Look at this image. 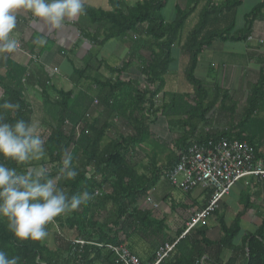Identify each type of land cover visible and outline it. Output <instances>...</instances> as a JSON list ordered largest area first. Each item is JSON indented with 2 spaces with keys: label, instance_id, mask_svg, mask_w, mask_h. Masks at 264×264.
I'll use <instances>...</instances> for the list:
<instances>
[{
  "label": "trees",
  "instance_id": "obj_1",
  "mask_svg": "<svg viewBox=\"0 0 264 264\" xmlns=\"http://www.w3.org/2000/svg\"><path fill=\"white\" fill-rule=\"evenodd\" d=\"M168 1L145 0L128 8L125 12L120 11L115 3H111L109 12H95L85 7V16L90 22L104 23L110 27L101 40L87 38L96 47H102L109 40L124 37L136 31L137 27L146 25L143 38L131 43L132 52L130 51L128 57V60L140 61L138 72L144 84L141 86L135 82L121 80V75L127 67L126 63L120 69L107 68L105 65L111 74H116L114 80L87 79L86 69L77 70L75 75L79 81L72 84L73 89H77L79 82L83 79L92 81L87 89L80 88L78 94L81 98L87 99L88 89L91 86L100 91L97 96L90 98L86 105L82 104V113L79 114L74 112L73 90L67 93L61 90L56 91L57 99L52 101L58 108L56 122L42 135L45 139L47 159L39 163L48 166L50 176L54 178L65 150L72 152L78 175L73 180H62L60 184L69 195L88 191L92 198L77 210L57 217L54 225L58 229L74 231L77 239L80 238L94 245H65L60 237L55 236L58 249L53 252L41 241L17 240L8 230L7 221L0 220V250H4L9 257L18 256L19 264H94L98 258H104L102 252L111 259L110 264H119L113 254L104 247L100 248L96 245L123 247L133 254L131 248L126 245L132 234H142L147 237L153 235L156 226L160 227L161 223H152V219L149 218L150 212L138 211L134 205L138 198L147 196L156 187L163 173L152 166L153 174L149 178L139 175L134 158L137 155L138 146L153 137L149 125L155 122L158 116L171 118L175 114L174 109L181 114L182 118L178 124L185 130L181 137V144L185 143L186 146L179 152L186 150L192 143L206 146L208 142H216L220 139H236L247 142L253 148L255 158L262 159L264 162V156L259 154L254 139L248 135L244 136L241 130L252 115L264 107V72H261L257 84L250 89L243 110L236 112L237 103H232L228 110L231 124H234L235 118L238 117L236 128L233 127V131L204 135L197 134L199 125L206 123L207 115L215 107L219 106L221 111L225 110V103L229 97L217 86L210 94L204 83L195 76L200 55L215 41L225 43L241 42L247 39L253 22L264 7V2L255 6L244 16L243 30L235 33L233 30L236 11L244 0H225L217 5L213 0H207L201 7V11L197 13V23L182 39L185 22L197 11L200 0H192V4L185 9L176 5L172 22L166 23L162 11ZM174 47H177L181 55L186 58L183 75L190 92L183 95L165 92V77L172 61ZM138 51L142 52L139 54ZM100 66L102 64H99ZM28 74L26 69L11 62L0 66V104L10 101L20 105L18 111L0 110L3 111L4 119L8 123H15L17 119L32 123L34 111L26 97L27 80L30 78ZM39 89L41 95L47 100L49 97L47 91L54 88L45 83H39ZM119 91H126L125 95L130 100L126 109L123 106L125 99L117 98L115 95ZM160 95L161 105L156 106V99ZM166 97H169V102L165 101ZM91 107L101 108L107 113L106 119L101 121L100 116L93 120L89 113ZM86 115L89 116L86 117ZM65 121L68 125H65ZM168 121L171 125L170 120ZM117 122L127 126L130 130L129 134L117 136V138L115 134L113 137L110 131ZM77 123L84 129L76 135L74 127ZM235 130L238 131L235 132ZM2 162L21 172L27 170L25 166L17 165L13 161ZM176 162L177 156L168 159L167 165L171 164V166L165 171ZM96 191L100 193V196L94 194ZM106 206H109V209L103 210ZM97 211L106 212L102 221H100L101 213L96 214ZM239 222L240 219H237L233 225L227 227L222 218L218 219L222 234L219 246L221 249L230 251L233 257L227 262L217 260L213 264H264V222L254 233L242 238L241 246L235 247L232 244L240 234ZM127 224L130 234L124 233L127 231ZM186 239L178 246V253H181L182 248L187 245ZM212 245L205 237V231L196 229V245L193 246L196 260L203 256L207 248ZM181 257L171 261L170 264H183ZM238 257H242L243 261L240 262ZM183 258L186 260L188 255H183Z\"/></svg>",
  "mask_w": 264,
  "mask_h": 264
},
{
  "label": "crops",
  "instance_id": "obj_2",
  "mask_svg": "<svg viewBox=\"0 0 264 264\" xmlns=\"http://www.w3.org/2000/svg\"><path fill=\"white\" fill-rule=\"evenodd\" d=\"M143 1L145 0H85V7L95 12H109L111 11V3H115L120 11L125 12L128 8L133 7L137 3H142ZM206 1L207 0H200V6L195 12L196 14L201 11V7ZM224 1L225 0H213L215 5L222 4ZM262 2H264V0L243 1L242 5L236 11L233 32L236 33L237 31L243 30L245 25L244 16ZM174 4L175 6L178 5L180 8L184 7L185 9L188 5L192 4V0H174ZM167 5L162 13L166 11ZM245 5H248V11L239 16V10ZM15 14L17 16V27L11 35L14 39L19 41V48L14 53L0 54L2 60V65L0 66H4L11 62L29 72L30 78L27 80L28 87H26V95L30 92H40L39 83H45L47 86H52L56 90L67 91L65 89H67L68 86H72L73 83L79 81L75 72L80 69H86L85 77L87 79L114 80L116 74H111L107 68L120 69L122 65L126 63V70L121 75L122 81L136 82L137 76H141L138 72L140 61L136 59L128 60V57L131 51V43L136 42L139 38H143L146 25L137 27L136 31L130 32L124 37L111 39L102 47H96L87 38L101 40L110 28L109 25L104 23L93 24L87 16L82 15L74 21L66 22L64 27L59 30H51L45 22L33 17L31 13L24 9H19ZM166 15L167 14L163 15L164 21L166 23H168L167 19L172 21L175 15V9L170 12L167 19ZM248 38H251V40H247ZM247 39L241 42L224 43L215 41L208 50L204 51V53L208 55L207 60L209 61L204 64L202 69H200L198 61L195 70V75L196 73L200 74L199 78L196 76L197 79L201 80L203 83L207 78L211 79L214 87L217 86L229 97V100L225 103V110H223V112L227 113L225 114L227 123L221 132H226L228 130L233 131V129L236 128L237 121L231 124L230 113L228 111L232 103H237L234 97H242V101L244 102L240 109L242 111L245 101L249 96L250 89L257 84L261 72H264V7L261 9L260 15L253 22ZM37 40H43L45 43L43 45H37L35 43ZM141 52L142 51H138L139 54ZM214 56H220V61H211ZM99 64H102V66L99 67ZM105 65H107V68ZM172 75L173 74L169 73L168 69L166 77L172 78ZM90 82L92 81L83 79L79 84H87L88 86ZM93 93L97 96L100 91L97 90ZM89 110L93 120L98 119L100 116L101 121L106 119L107 113L101 108L91 107ZM159 121H161L162 124H160ZM158 123L161 126H163V123L166 124L163 117L158 118ZM241 130L244 132V136L248 135L250 138L254 139V144L258 148L259 154L264 156V107L254 113L246 126H243ZM237 131L238 130H235V132ZM137 150L138 148L136 151ZM179 153L180 152L176 153L175 157ZM259 160L264 167L263 160ZM134 162L138 163L136 160ZM169 166H171V164L167 165V168ZM166 169L160 172L164 173ZM138 174L142 175L141 173ZM171 188L172 186L161 176L156 187L151 192L156 189V191H159V194H164V196L162 195L163 197L167 196L166 198H168L170 202L172 196ZM205 191L206 195H204V201H206V205L202 210L208 205L211 194L210 191ZM150 193H148V195H150ZM231 194L235 195L233 200L229 198ZM207 195H209L208 198ZM141 200V198L137 199L134 208L138 211H149V218L152 219V223L161 222L160 227L159 225L156 226V232L153 231L152 236L147 237L142 234H132L129 242L126 244L143 264H151L154 262L158 247L175 241H178L175 248L161 264H170L171 261L177 260V258L181 256L184 262L183 264H196V262L197 264H213V262L217 260L227 262L233 257V254L228 250L221 249L219 246L222 240V234L219 230L218 219L222 218L227 227L233 225L237 219H240V234L232 244L235 247L241 246L242 238L248 234L254 233L261 223L264 222V178L259 177H248L238 182L230 192L218 202L214 211L205 215L188 232H186V230L190 225V220L195 218L196 213H198L196 212V204L192 203L196 201V199L190 200L186 205L169 204V211L166 210L167 204L161 202L162 215L160 217L155 215L158 210L154 211L153 207L142 203ZM105 209L108 210L109 206L103 208V210ZM129 211H131V209H129ZM99 212L101 213L102 211ZM99 212L97 211L96 214ZM171 213H174V215H171ZM211 216L213 223L208 225L207 219ZM159 219H161V221L157 222ZM128 224L130 225V221ZM128 224L127 231H124L125 234L131 233L128 231ZM157 227L159 229L158 231ZM196 229L204 230L205 237L213 244L212 247L207 248L206 253L198 260H196V252L193 251V246L196 245ZM214 234L217 235V239L212 238ZM185 239L187 245L182 248L181 253H178V246ZM77 240L85 243L80 246L94 245L84 242L80 238L74 239L73 241L70 240L71 242L64 241V244L75 245V241ZM96 246L100 247V245ZM48 249L54 252L58 249V246L54 249L48 247ZM183 255H188V258L184 260ZM102 256H104V258H98L94 264H110L109 262L111 259L107 257L105 252H102ZM238 259L240 262L243 261L242 257H238Z\"/></svg>",
  "mask_w": 264,
  "mask_h": 264
},
{
  "label": "clouds",
  "instance_id": "obj_3",
  "mask_svg": "<svg viewBox=\"0 0 264 264\" xmlns=\"http://www.w3.org/2000/svg\"><path fill=\"white\" fill-rule=\"evenodd\" d=\"M19 9L42 20L51 30H59L66 22L86 14L85 0H0V54L19 48V41L11 35L17 27L15 13ZM35 43L43 45L45 41ZM19 107L10 101L0 104V110L14 112ZM44 145L36 124L24 119L8 123L0 111V220L7 221L8 230L20 241L44 240L49 224L92 198L88 191L69 195L60 184L78 175L72 152L65 150L57 175L50 176L49 168L39 163L47 159ZM2 161H13L27 170L18 171ZM19 260L0 250V264H19Z\"/></svg>",
  "mask_w": 264,
  "mask_h": 264
},
{
  "label": "rangeland",
  "instance_id": "obj_4",
  "mask_svg": "<svg viewBox=\"0 0 264 264\" xmlns=\"http://www.w3.org/2000/svg\"><path fill=\"white\" fill-rule=\"evenodd\" d=\"M174 7H175L174 0H169L168 5H167V9H166V11H164L162 13V16L164 14H167L166 15V19H167V16L170 14V12H172L175 9ZM182 8L184 9V7H182ZM246 11H248V5H245L242 9L239 10V16L242 15L243 13H245ZM167 21H168V23L172 22V21H169V19H167ZM196 23H197V14L195 13L194 15L189 17L187 19V21L185 22V25L182 29V39L185 37V35L188 33V31H190V29H192V27ZM199 58H200L199 59V64H200L199 67H200V69H202L204 64L207 63V61H209V60H207L208 55L206 53H203ZM1 61L2 60L0 58V65H2ZM211 61H214V62L220 61V56H214ZM185 65H186V58L181 55V53H180V51H178L177 47H174L172 49V61L169 65V73L173 74L172 75L173 77L172 78L165 77L166 78V89H165V91L167 93L183 95V94L190 92V88L185 83V79H184V75H183ZM195 76H197L199 78L200 74L196 73ZM140 77L137 76L135 83L142 86L144 83H143L142 77L141 78ZM204 85H205L206 89L210 92V94H212V91L215 87L212 84L211 79L207 78L206 80H204ZM220 85H221V83H220ZM80 88L81 89L82 88L87 89L88 86H87V84H84V85L80 84L77 89H73L72 86H68V88L65 89L67 91H63V92L67 93V92H70L71 90H73L72 99L74 101L73 102L74 112H76V113L78 112L77 114L82 113V109H81L82 104L86 105V103H88L87 101L90 98L95 96V94L93 92H96L98 90V88H94L91 86L88 89L89 91H88L87 99H84V98H81L78 94V92L80 91ZM56 91H58V90H56V89L48 90L47 92L49 94V97L47 98V100H46V98H44L41 95V92H38V91L37 92H30L28 95H26L27 101L31 104V106L33 107V111H34L32 123L37 125V131L41 135H43L48 130L49 127L55 125L56 114L58 112V108L53 105L52 101H55L57 99ZM172 92H175V93H172ZM125 94H126V91H124V92L119 91L115 95L117 98H120V99L124 98L126 100V101L124 100V105H123L124 108L126 109L128 107L130 100L127 98V95H125ZM0 97H1V92H0ZM234 100H236V102L238 104L236 112H239V110L241 109L242 103L244 104V102L242 101V97L241 96H235ZM165 101L169 102L170 101L169 97H166ZM161 102H162V100H161V95H160L158 97V99H156V106H160ZM174 111H175V114L171 118H164V121L166 124L163 123V126L159 125V123L160 124H162V123H161V121H159V123H158V119L155 122H153L151 125H149V130H150L151 134L153 135V137H151L149 140H147L144 144L138 146V150L136 151L137 155L135 156V160L138 163H135V164H137L138 173H141L142 175H144L146 177H150V175L153 174L152 166L154 167V169H158V171L166 169L168 159H171V157L175 156L176 153L179 152V150H181L182 148H185L184 147V146H186L185 143L183 145L181 144V141H182L181 137L183 136L185 130L178 124V121H180L182 117H181V114L177 110L174 109L173 112ZM225 114H227V113L221 111L219 106L215 107L214 110H212L207 115L206 123L199 125L197 134L204 135V134L221 132V130L225 127V125L227 123V120L225 118L226 117ZM159 117L160 116H158V118ZM74 118L76 120H78L76 117H74ZM235 119L237 121L238 117ZM150 120H152V119H150ZM168 120H170L171 125H169ZM115 121H117V120H115ZM129 131L130 130L127 126H122L120 124V122H117L116 124H114V127L110 131V134L111 135L113 134V137L116 134V138H117V136L129 134ZM46 167H48V166H46ZM103 194H105L104 191H103ZM162 195L164 196L163 193L159 194V191H156V189H155L153 192L150 193V195H147V196L141 198L142 203H145V204L153 207L154 211L158 210L157 213H155V215H157V217H160L162 215V213H161V210H162L161 202H165L167 204L166 210L169 211V204L170 205L171 204L172 205L173 204H176V205L185 204L186 205L188 202H190V200L196 199V201H194L192 203L196 204V212H198V213L203 211L202 210L203 205H205V202H206V201H204V195H206V191L202 190L200 188L194 189L190 193H185V192H182L181 190H179L177 188L172 187L171 188V195L172 196H171L170 202L168 201V198H166L167 196L163 197ZM234 197H235L234 194H231L229 196V198L231 200H233ZM198 213H196V215ZM105 215H106V212H101L100 221L103 220ZM171 215H174V213H171ZM175 215H176V213H175ZM194 219L195 218H192V220H190L189 224H192V221ZM160 221H161V219H159V221H157V222H160ZM212 223L213 222H212V216H211L207 219V224L209 225ZM47 231H48L47 237L44 240H42L41 242H42V244H45L47 247L52 248V249H54L55 247L58 246V244L55 242V236L60 237L61 240L65 241V242H68V241L71 242L70 240L73 241L74 239H77L74 231L58 229V227L54 224H50ZM186 232H188V231L186 230ZM212 238L217 239V235L214 234Z\"/></svg>",
  "mask_w": 264,
  "mask_h": 264
},
{
  "label": "built area",
  "instance_id": "obj_5",
  "mask_svg": "<svg viewBox=\"0 0 264 264\" xmlns=\"http://www.w3.org/2000/svg\"><path fill=\"white\" fill-rule=\"evenodd\" d=\"M247 40H251L248 38ZM89 115H86L88 117ZM68 125V122H64ZM84 127L76 124L79 133ZM163 179L173 188L188 193L200 188L211 192L207 207L195 216L187 231L194 227L205 215L213 212L218 201L242 179L248 177L264 178V167L255 158L253 148L245 141L220 139L208 142L206 146L190 144L177 155V162L163 173ZM95 195L100 193L96 191ZM185 234V233H184ZM178 241L158 247L156 258L151 264H160L173 251ZM83 245L82 241H75ZM114 255L119 264H141L140 260L126 248L112 245L100 246Z\"/></svg>",
  "mask_w": 264,
  "mask_h": 264
}]
</instances>
